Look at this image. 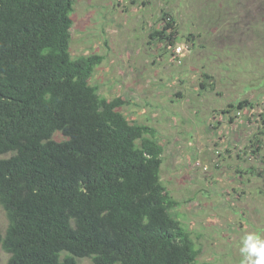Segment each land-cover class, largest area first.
I'll use <instances>...</instances> for the list:
<instances>
[{
	"label": "trees",
	"instance_id": "obj_1",
	"mask_svg": "<svg viewBox=\"0 0 264 264\" xmlns=\"http://www.w3.org/2000/svg\"><path fill=\"white\" fill-rule=\"evenodd\" d=\"M73 2L0 0V155L7 154L0 158L7 220L0 245L7 264H196L190 233L171 213L180 201L160 179L155 129L130 121L119 110L122 98L107 99L89 82L101 54L70 55ZM202 6L199 23L244 14L235 31L241 40L223 49L219 66L227 76L218 81L201 71L200 86L213 78L233 88L219 112H237L252 129L236 153L247 165L236 172L263 180L255 192L264 196V0ZM197 35L185 38L195 45ZM182 36L170 10L148 34L163 50Z\"/></svg>",
	"mask_w": 264,
	"mask_h": 264
},
{
	"label": "rangeland",
	"instance_id": "obj_2",
	"mask_svg": "<svg viewBox=\"0 0 264 264\" xmlns=\"http://www.w3.org/2000/svg\"><path fill=\"white\" fill-rule=\"evenodd\" d=\"M208 1L74 0L69 52L73 58L101 54L89 82L107 99L122 98L119 110L130 121L155 129L162 148L160 179L180 201L171 213L190 233L196 264H264V196L255 192L263 180L236 172L247 165L236 153L252 129L237 112H219L233 98V88L213 85V78L200 86L201 71L218 81L227 76L219 66L226 60L223 49L241 40L235 31L241 32L244 14L199 23L195 13ZM163 10L174 12L183 35L164 50L148 37ZM189 31L199 33L195 45L185 38ZM228 115H235L232 122ZM6 225L0 206L1 234ZM7 259L0 245V264ZM77 261L91 264L88 258Z\"/></svg>",
	"mask_w": 264,
	"mask_h": 264
}]
</instances>
